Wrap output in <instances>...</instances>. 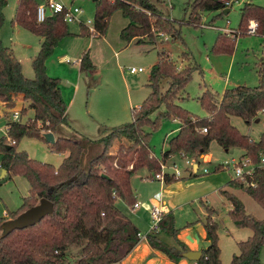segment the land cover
<instances>
[{
  "label": "trees",
  "instance_id": "trees-1",
  "mask_svg": "<svg viewBox=\"0 0 264 264\" xmlns=\"http://www.w3.org/2000/svg\"><path fill=\"white\" fill-rule=\"evenodd\" d=\"M94 2L93 31L80 23L78 33H74L63 19V12L48 13L38 21V2L17 0L11 24L19 25L40 38L39 49L31 59L33 77L23 73L22 63L13 48L0 37V100L9 108L15 105L16 95L20 94L28 104L20 107V116L26 114L28 108L33 110V115L25 121L8 120L6 133L0 135V166L7 174L23 175L29 183L28 193L21 198L19 206L7 209V216H0V223L37 203L41 197L51 200L54 206L53 211L38 222L15 228L5 235L0 233V264H70L69 255L73 251V264H117L140 240L138 227L116 205L117 199L127 206L136 202L131 185L133 172L145 166L148 178L160 174L165 182L175 181L182 177L174 172H163V164L173 155H181L193 158L199 165L201 156L209 152L211 141L225 149L240 147L243 150L241 157L251 159L254 165L252 173L233 176L227 183L245 191L264 209V164L260 163L264 157V129L257 138H253L231 122V116H239L250 124L260 114L264 115V53L258 60L256 85L237 84L225 87L219 94L206 88L197 96L206 114L198 115L178 102L189 96L184 95V88L193 71L200 69L198 63L187 50L180 53L186 59L182 66H178L167 52H160L150 68L149 93L139 105L130 108L131 120L104 128L106 131L99 138L102 150L89 158L86 167L82 166L84 143L73 137L55 135V141L48 142L54 152L66 153L57 166L17 148L25 136L46 141L44 132L55 133L60 123L67 122V106L60 78L48 74L46 68L47 58L64 37L92 32L97 36L104 35L111 14L119 10L128 19L120 30V36L125 40H147L153 44L159 34L166 33L183 41V23L198 26L204 12L222 16L223 9L230 5L223 0H188V16L179 20L165 15L151 0ZM6 4L7 0H0V28L5 20ZM239 15V28L253 18L258 23V34L264 33V5L244 1ZM236 37L219 31L211 49L214 52H231ZM77 60L81 71L95 66L89 50L82 51ZM162 105L163 110L152 116ZM163 118H175L179 126L166 139V149L157 156L151 146V133ZM114 145H117L116 149L110 153L109 149ZM222 166L220 163L217 168ZM197 170L198 166L196 170H189L187 177L197 175ZM219 192L231 203L227 213L233 223L252 230L249 236L236 242L238 253L233 254L227 264H263L259 254L264 245V219L247 212L242 201L231 191L220 188ZM204 208L203 225L209 244L201 249L196 264H224L220 259V223L213 217L217 209L206 203ZM178 231L175 215L169 210L160 214L157 226L148 230L145 238L171 261L178 262L184 251L189 249L178 237ZM161 234L169 236L171 241H164Z\"/></svg>",
  "mask_w": 264,
  "mask_h": 264
},
{
  "label": "rangeland",
  "instance_id": "rangeland-1",
  "mask_svg": "<svg viewBox=\"0 0 264 264\" xmlns=\"http://www.w3.org/2000/svg\"><path fill=\"white\" fill-rule=\"evenodd\" d=\"M36 1L40 3L43 0ZM64 1L71 2V0ZM151 1L156 3L158 8L170 18L183 20L188 16V0ZM244 1H253L264 5V0H231L230 11L222 16L216 17L214 16L215 12L206 11L203 13L198 26L190 23L182 24L181 36L183 41L181 38H174L166 33L159 34L153 44L147 40L141 42L125 40L121 38L120 30L128 22V19L119 10H116L110 16L104 35L97 36L95 33L89 35L74 34L64 37L55 46L46 60L47 72L60 78L63 94L66 98H72L71 102H66L67 122L60 123L55 133L56 135L73 137L84 143L83 167L87 166L90 157L102 150V142L99 138L106 131L104 128L131 120L130 108L139 105L149 93L150 87L147 83L150 68L157 61L158 54L162 51L167 52L171 58L175 59L178 66H182L186 62V59L180 55L183 50H187L198 63L200 69L193 71L184 88V95L189 96L178 101L195 114H206L197 101V96L206 88H210L219 94L225 87L237 84L252 86L258 83L257 66L259 57L264 52V40L259 35L247 34L246 25L242 28L238 27L239 9ZM72 2L82 8L81 17L84 21L88 18L93 19L94 0H73ZM16 3L17 0H7L4 7L5 20L0 28V37L6 45L15 49L17 57L22 63L23 73L27 77H33L31 59L39 49V36L19 25L13 26L11 24ZM68 26L72 32L78 33L80 23L77 21L68 22ZM219 31L227 33L230 37L237 36L231 52H214L211 49ZM84 50H89L95 64L94 68L88 71H81L77 61ZM130 66L143 67V70L131 72ZM163 84H165V80H163ZM22 106H28V104L21 98L20 94L16 95V103L12 107L8 108L0 101V135L6 133L5 124L12 119L10 109H19ZM162 110L163 105L156 109L152 116L157 115ZM32 115L33 110L28 108L26 114L20 116V119L25 121L28 116ZM260 116L259 121L255 118L250 124H247L239 116H231V122L240 131L257 138L264 129V115L260 114L258 117ZM177 124H179L177 119L173 121V118H163L158 127L152 130L150 141L155 155L160 156L162 151L166 149V139L172 135L171 132ZM116 146H112L109 152L112 153ZM17 148L25 149L30 156L56 166L66 154L54 152L46 141L27 136L18 142ZM209 151L212 154V160L206 162L201 159L198 172L201 176H205L203 179H210L213 182H222L221 184H223L230 175H233L231 157H237L241 154L242 148L231 147L227 150L215 141H211ZM186 158L195 163L193 158L173 155L171 161L165 162L163 166L170 172L178 170L180 176L187 174L189 170L194 169V165H189ZM225 160L229 162L225 164V169L215 170L214 165L223 163ZM204 169H207L208 172H205ZM148 173L145 166L133 172L131 185L136 192L139 190L140 194H150L156 190L158 186L156 182L142 178ZM25 185L26 178L23 175L7 174L1 176L0 167V216H5L3 215L5 208H12L14 204H17L16 208L19 206L25 193ZM208 186V181L187 186L183 194L191 199L202 190H207V193L209 190L211 191L206 200L217 209V213H214L213 217L220 223L218 230L219 245L222 250L220 259L224 264H227L231 261L233 254L238 253L236 242L245 239L252 230L247 227H237L227 213L231 207L230 201L220 192H215L213 184L210 185L209 189H207ZM233 193L240 198L247 212L264 219V209L245 191L236 190ZM116 205L123 212L129 210V206L120 199L116 200ZM198 205L204 206L200 202ZM178 221L180 222V219ZM74 256L75 251L69 255L70 264H73ZM259 257L264 264V245L260 248Z\"/></svg>",
  "mask_w": 264,
  "mask_h": 264
},
{
  "label": "crops",
  "instance_id": "crops-1",
  "mask_svg": "<svg viewBox=\"0 0 264 264\" xmlns=\"http://www.w3.org/2000/svg\"><path fill=\"white\" fill-rule=\"evenodd\" d=\"M230 7L231 6L225 7V9L227 10L226 12H224V14L230 11ZM39 44H40V38H39ZM13 50L15 55L17 56L15 49ZM61 91L65 102L68 101L71 102L72 98L70 97L66 98L65 95L63 94L62 88ZM260 119L261 116L256 117L257 121H259ZM175 120L176 119L173 118V121ZM178 126L179 124H177V126L171 132L172 134H174L177 131ZM54 135H56V133H54ZM241 154H239L237 157H231V158L232 159L240 158ZM170 159H168L167 161L168 162L171 161ZM202 159L206 162H210L212 160L211 152L209 151L208 153L203 154ZM218 164H215L214 168H217ZM162 167H163L162 168L163 172H169V173L172 172L166 170L165 166ZM3 169L4 168L1 167V176H6L7 171L6 170L3 171ZM220 169H225V165H223L220 168H217L216 170H220ZM187 174H181L182 179H177L172 182H165L162 177L148 178L146 176L147 174H145L143 177L141 176L145 180L156 182L158 186L156 190L151 192L150 194H146V193L140 194L139 190L138 192H136V190L133 189L136 195V199H137L136 201H138L140 204L138 206H129V210H126L125 213L131 218L134 224L138 227L139 231L148 232V230H150V226L153 220L151 213V207L153 205H155L159 209L160 214L162 212H167L169 210H172L175 215V220H177L176 226L179 227L178 237L189 246V249L201 250L203 247H206L209 244V239H207L206 237V230L203 225V219L206 215V210L203 208L204 207L203 205L205 203L210 205L208 200H206V197L210 195L211 191L209 190L207 193V190H202L201 192H198L196 196L189 199L188 197H185V194H183L184 189H186L187 186L189 187L194 184H201L202 182L205 181L209 182V186L207 189H209L210 185L213 184V190L215 192L216 191L219 192L220 188L227 189L231 192L241 189L233 188L228 185L227 182L233 177V175H230V177L227 178V180H225L224 182L225 185H224V183L221 184L222 182H213L210 179H203L205 176H201L199 172L197 175L188 178H187ZM24 187H25L24 190L25 193L23 194V196L26 195L29 190V183L27 179H26V185ZM203 199H205L206 201ZM193 202L194 203L197 202V203L194 204ZM198 202H200L203 207H200L198 205ZM16 206L17 204H14V206L9 209L13 210L16 208ZM3 211H4L3 215L7 216V208H5ZM178 219H180V222L178 221ZM161 236L164 241L166 242L171 241L169 236L165 234H161ZM219 241H220V237H219ZM117 264H196V261L187 258H181L178 262H173L163 253V251L152 247L148 243L146 238H140L138 243L130 250V253H128Z\"/></svg>",
  "mask_w": 264,
  "mask_h": 264
},
{
  "label": "built area",
  "instance_id": "built-area-1",
  "mask_svg": "<svg viewBox=\"0 0 264 264\" xmlns=\"http://www.w3.org/2000/svg\"><path fill=\"white\" fill-rule=\"evenodd\" d=\"M73 0H71L70 3L65 2L64 0H43L42 2L37 4V8H36V18L38 21H41L44 19V17L47 15L46 13V9H49L50 13L51 12H63V19L68 23V22H73V21H77L79 23H83L85 25L88 26V29L90 31H93V20L92 19H87L86 21H84L81 17V13H82V8L79 5L73 4L72 2ZM226 4H230L231 0H223ZM257 26L258 23L255 19L250 18L248 19L247 23H246V33L247 34H255V35H259L260 37L263 38L264 40V33L263 34H258L257 31ZM93 33V32H92ZM264 53V52H263ZM130 71H142L143 67H135V66H130L129 67ZM11 111V117L14 120H19L20 119V107L19 109L14 108V109H10ZM5 129H7L6 124H5ZM203 131L206 130L205 127L202 128ZM12 142H14L13 139H9ZM232 168H233V176L235 177H239L242 176L244 174H251L253 171V162L251 161V159L249 157H240V158H236V159H232ZM186 162L189 165H194V163L190 162V160L188 158H186ZM228 161H224L223 165L228 164ZM261 164H264V157H261L260 160ZM205 172H207V169H204ZM176 175L179 174V171L176 170L174 172ZM156 177H161L160 174H156ZM140 203L138 201H136L133 206H138ZM151 213H152V223L150 226V229L155 228L157 226L158 220L160 219V212L159 209L153 205L151 207ZM147 232H141L139 231L137 233V235L140 238H145Z\"/></svg>",
  "mask_w": 264,
  "mask_h": 264
},
{
  "label": "water",
  "instance_id": "water-1",
  "mask_svg": "<svg viewBox=\"0 0 264 264\" xmlns=\"http://www.w3.org/2000/svg\"><path fill=\"white\" fill-rule=\"evenodd\" d=\"M227 9H223L226 12ZM46 13H50L49 9H46ZM43 136L49 143L55 141V135L53 132H44ZM198 164L194 163V170H196ZM5 169H3L4 171ZM53 202L46 197L39 198L38 202L19 212L16 216L7 218L0 223L1 234L5 235L15 228H23L28 225H32L38 222L44 215L53 211ZM183 258L190 260H198L201 256V250L188 249L182 254Z\"/></svg>",
  "mask_w": 264,
  "mask_h": 264
}]
</instances>
